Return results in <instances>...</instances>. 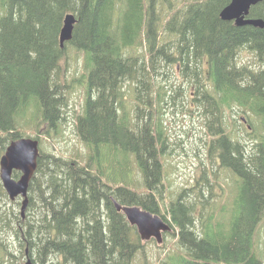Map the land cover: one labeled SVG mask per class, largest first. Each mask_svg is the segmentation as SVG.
I'll return each instance as SVG.
<instances>
[{
    "label": "trees",
    "instance_id": "16d2710c",
    "mask_svg": "<svg viewBox=\"0 0 264 264\" xmlns=\"http://www.w3.org/2000/svg\"><path fill=\"white\" fill-rule=\"evenodd\" d=\"M230 1L195 0L160 25L159 0H0V133L7 145L24 137L20 120L34 125L32 140L43 125V135L57 132L68 105L58 70L69 46L85 55L87 66L85 104L74 125L88 150L85 165L39 148L23 219L4 209L8 196L0 181V231L34 251L32 264H131L142 242L113 201L139 206L177 229L187 252L179 264H262L255 230L264 216V135L247 154L224 132L222 114L233 105L243 108L264 133V28L222 21ZM67 13L77 22L60 49ZM247 18L264 21V2L251 6ZM242 50L253 53L254 65L237 61ZM173 65L203 106L213 137L209 154L216 151L221 166L239 179L228 220L212 225L211 215L201 233L193 227L202 214L182 195L170 203L169 219L160 215L165 99L162 88L152 86ZM124 83L134 86L133 116L124 109ZM129 155L146 195L136 191Z\"/></svg>",
    "mask_w": 264,
    "mask_h": 264
},
{
    "label": "rangeland",
    "instance_id": "374dc122",
    "mask_svg": "<svg viewBox=\"0 0 264 264\" xmlns=\"http://www.w3.org/2000/svg\"><path fill=\"white\" fill-rule=\"evenodd\" d=\"M195 0H159L156 7V15L159 17L160 25L169 21L177 10L185 9L187 5ZM165 38L167 36L165 35ZM66 54L60 63L58 77L67 85V109L63 121L57 132L49 131L50 135H43L45 127L38 128L39 148L46 154H53L66 160H77L85 165L88 150L76 135V118L83 112L86 89L83 83L86 75L85 55L73 47L66 50ZM141 53L140 48L137 49ZM237 61L240 63L255 64L253 53L242 50L238 54ZM173 65L167 75L157 79L153 83V89L162 88L165 102L161 106V118L163 121L164 135L166 136V149L160 155L162 166V186L160 189L159 207L160 215L166 216L170 203L175 202L180 195L185 203L192 204L194 210L200 214L195 222L193 230L197 233L204 232L210 225L211 215L214 216L212 225L218 218L228 220L229 212L233 206V200L237 193V182L239 179L229 170L221 166L216 151L209 154V145L213 139L207 133L206 118L203 106L195 103L196 94L189 92V80L181 72L175 71ZM75 80V82H72ZM125 106L124 109L132 116L135 110L134 86L124 83ZM207 86V85H205ZM203 88H205L203 86ZM232 109L226 108L222 113L224 132L232 136L233 140H239L246 148L247 154L254 152V146L261 141L264 135L259 121L244 113L243 108L235 105ZM247 119V120H245ZM20 131L23 136L35 138L34 125L26 124L20 120ZM7 138L0 133V158L3 155ZM8 146V145H7ZM6 146V147H7ZM106 152L105 158L107 159ZM131 167V179L137 186L139 194H147L142 187V176L135 165L133 155H129ZM21 199L15 201L6 199L4 209L20 213ZM222 208L224 212L222 215ZM255 233V252L262 264H264V216L261 217ZM177 229L163 234V240L158 245L155 240L143 243L142 249L136 253L131 264H179L183 258H187V252L178 244ZM0 264H25L26 260H37L34 251H27L25 245L11 238L9 234L0 231ZM29 254L31 257H29ZM32 264V262H31Z\"/></svg>",
    "mask_w": 264,
    "mask_h": 264
},
{
    "label": "water",
    "instance_id": "95a60500",
    "mask_svg": "<svg viewBox=\"0 0 264 264\" xmlns=\"http://www.w3.org/2000/svg\"><path fill=\"white\" fill-rule=\"evenodd\" d=\"M264 0H231L230 3L221 10L219 17L222 21L234 22L235 26H251L254 28H264L262 19L247 18L251 6H255ZM63 24L58 36L59 47L71 41L74 26L77 22L74 15L67 13L63 18ZM39 141L32 138H20L8 144L5 152L0 158V181L3 191L10 201L20 198V214L24 218L25 209L28 204L29 183L35 173L39 157ZM13 172H19L17 179L12 178ZM118 213H122L131 227H135L140 240L145 243L151 240L160 245L163 234L171 232L170 226L156 214L143 210L139 206H124L113 201ZM25 264H31L29 259Z\"/></svg>",
    "mask_w": 264,
    "mask_h": 264
},
{
    "label": "flooded vegetation",
    "instance_id": "af4514ba",
    "mask_svg": "<svg viewBox=\"0 0 264 264\" xmlns=\"http://www.w3.org/2000/svg\"><path fill=\"white\" fill-rule=\"evenodd\" d=\"M177 68V70H179V65L175 66Z\"/></svg>",
    "mask_w": 264,
    "mask_h": 264
}]
</instances>
